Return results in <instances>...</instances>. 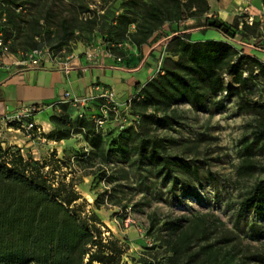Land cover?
Wrapping results in <instances>:
<instances>
[{"label":"rangeland","instance_id":"1","mask_svg":"<svg viewBox=\"0 0 264 264\" xmlns=\"http://www.w3.org/2000/svg\"><path fill=\"white\" fill-rule=\"evenodd\" d=\"M29 1H23L22 18L7 34L12 39L13 60L23 61L24 55L33 49L43 51L41 62L54 67L94 59L95 55L86 54L101 46L103 39L98 32L82 30L81 18L74 23L77 28L72 40L62 45L60 24L62 19L82 9L79 1ZM83 1L91 10L107 12L109 19L119 14L122 2ZM208 2L210 18L230 26L235 19L246 22L250 27L245 31L247 39L253 44L264 42L262 0ZM0 5L1 10L6 8L5 3ZM36 32L41 36L36 37ZM220 41L238 46L228 39ZM238 50L246 54L244 48ZM71 55L74 58L68 61ZM255 57L264 61V55ZM241 71L244 78L254 72L251 93L237 92L239 85L224 75L225 90L207 109L196 110L189 104H180L167 114L159 113L149 124L143 122L136 130L122 131L123 119L104 130L97 129L96 133L103 139L105 159L100 150L91 148L85 132L77 128L76 119L81 115V109L77 108L72 118L69 116L63 124L54 125L51 131L38 124L42 131L31 138L22 128L18 131L17 126L12 129L3 125L0 145L14 161L23 158L34 167L46 166L45 173L54 165L59 166L57 181L65 178L66 183L76 185L82 196L75 206L81 218L92 224L90 215L96 213L101 221L96 224L103 236L113 235L121 241L126 249L121 264H168L173 255L167 246L171 228L184 226L188 219L202 215H208L207 221L215 229L209 234L208 242L194 237L189 253H198L203 245L213 242L235 253L237 261L253 264L254 256L264 253V198L261 207L243 216L239 210L254 186L264 180V112L258 108L264 104V75L245 60ZM61 106L59 103L47 111L43 105L39 116L46 120L52 115L61 116ZM158 118L163 121L158 122ZM59 131L68 132V138L60 142L48 138ZM153 141L159 142L162 154L196 165L199 177L181 171L158 174L156 162L148 154ZM184 251L171 264H184L187 260ZM204 257L201 253L189 264H201Z\"/></svg>","mask_w":264,"mask_h":264},{"label":"trees","instance_id":"2","mask_svg":"<svg viewBox=\"0 0 264 264\" xmlns=\"http://www.w3.org/2000/svg\"><path fill=\"white\" fill-rule=\"evenodd\" d=\"M23 1L0 0V4H6V8L0 9V33L5 42H10V53H13L12 39L7 34L22 18ZM72 1H79L82 9L77 14L72 13V17L62 19V45L72 40L77 28L74 23L80 18L81 29L88 33L98 32L106 52L121 61L128 57L126 45L141 48L156 41L161 34L166 37L168 55L164 66H160L159 72L144 86L137 87L136 91H140L142 98L139 101L134 99L129 111H120V117L128 121L123 128L119 126L124 132L136 130L143 122L149 124L159 113L167 114L180 104H189L196 110L211 107L217 95L225 90L224 75L239 85L237 92L251 93L250 81L254 72L244 78L241 71L243 60L264 75L263 61L238 50V47H246L264 54V42L253 44L247 39L245 31L250 27L246 22L235 19L230 26L210 18L208 0H122L119 14L112 19L107 17V12L102 14V10H91L83 0ZM262 3L264 5V0ZM190 19L197 21L187 25ZM208 30L219 33L238 46L216 40H192L193 32ZM40 34L35 33L36 37ZM104 103L103 99L90 102L80 108L81 115L76 119L77 128L85 132L89 145L100 150L103 159L106 151L102 136L96 130H104L109 124L118 122L115 113L110 112L106 125L97 127L92 116L101 117L100 107ZM72 106L71 103H62L63 115H52L51 122L63 124L71 117ZM258 108L264 112V104ZM162 121L158 118V122ZM68 136V132L59 131L51 133L48 138L60 142ZM158 143L153 141L148 152L156 162L158 174L181 171L199 177L196 165L162 154ZM45 168L34 167L23 158L14 161L0 145V264H121L126 253L121 241L113 235L103 236L96 224L101 223L96 213L90 215L93 223H86L75 209L82 200L76 185L66 183L65 178L57 181L55 175L61 170L59 166L54 165L48 173L44 172ZM263 198L264 180L258 182L240 203V216L261 207ZM207 219L208 215L192 217L185 221L186 225L171 228L167 246L173 255L169 257L168 264L173 263L184 250L187 258L184 264H189L201 253L205 256L201 264H248L237 261L235 253L219 248L213 242L203 245L198 253L192 255L188 252L194 237L209 241V234L215 227ZM253 264H264V253L255 255Z\"/></svg>","mask_w":264,"mask_h":264},{"label":"crops","instance_id":"3","mask_svg":"<svg viewBox=\"0 0 264 264\" xmlns=\"http://www.w3.org/2000/svg\"><path fill=\"white\" fill-rule=\"evenodd\" d=\"M187 25H193L188 21ZM193 41L216 40L223 38L219 33L196 31L191 36ZM252 56L264 55L253 49L242 47ZM127 59L118 62L115 56L106 52L103 45L94 49L91 61L83 59L72 63L69 70L54 67L48 63L17 66L9 58L4 60L0 70V114L19 109L26 104H40L48 110L63 103V95L68 92L79 98L99 95L102 89L114 90L117 101L124 105L135 94L138 86H144L158 72L168 55L165 35L156 41L138 48L126 45ZM9 59V60H8ZM264 62V61H263ZM99 86V91H93ZM12 107V108H11ZM73 113H77L72 106ZM37 123L53 130L54 124L48 117L37 116Z\"/></svg>","mask_w":264,"mask_h":264},{"label":"built area","instance_id":"4","mask_svg":"<svg viewBox=\"0 0 264 264\" xmlns=\"http://www.w3.org/2000/svg\"><path fill=\"white\" fill-rule=\"evenodd\" d=\"M9 47L10 42H5L3 39V35L0 33V70L3 66L4 60L7 58H10L13 63L17 66L37 64L40 63L44 58L43 51L36 49L24 55L25 57L23 61L17 62L13 60V58H11ZM72 58H74V55L68 57L67 60L69 61ZM1 61H3V63ZM118 61H121V59H118ZM61 67H63V69L66 71L70 68L68 62L63 63ZM159 70L160 69H158V72ZM92 89L93 91H99L100 87L94 86ZM141 98L142 97L140 96V91H136L135 94L128 100V102L122 105L117 101L116 92L114 90L102 89L101 94L97 96L89 95L85 96L84 98L75 97L70 93L66 92L64 93L62 100L63 103H71L73 107L80 109L89 104L90 102L96 101L97 99H103L105 103L102 104L100 107L101 117H98L96 115L92 116V119L96 123L97 127L103 128L107 123V120L110 116V112H113L117 116L118 120L123 119V128V126L128 125V121L126 118L120 117V111L122 109H124L125 111H129L133 100L136 99L139 101ZM42 110L43 108L38 107L36 104H26L20 107L19 109L0 114V136L2 134L3 125L9 126L12 129L17 126L18 131L22 128L27 133L29 138H31L35 134H40L42 129L40 125H38V123L36 122V119L37 116L42 112ZM135 119H138V116H136Z\"/></svg>","mask_w":264,"mask_h":264}]
</instances>
